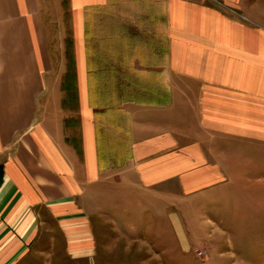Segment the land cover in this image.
Segmentation results:
<instances>
[{
    "label": "crops",
    "instance_id": "crops-1",
    "mask_svg": "<svg viewBox=\"0 0 264 264\" xmlns=\"http://www.w3.org/2000/svg\"><path fill=\"white\" fill-rule=\"evenodd\" d=\"M219 1L249 22L198 0H0V264H32L59 240L96 256L107 203L127 230L160 242L167 224L172 238L118 264H182L204 238L232 251L229 224L264 192V6ZM123 184L173 191L168 215L119 205Z\"/></svg>",
    "mask_w": 264,
    "mask_h": 264
},
{
    "label": "rangeland",
    "instance_id": "rangeland-1",
    "mask_svg": "<svg viewBox=\"0 0 264 264\" xmlns=\"http://www.w3.org/2000/svg\"><path fill=\"white\" fill-rule=\"evenodd\" d=\"M121 1V0H119ZM205 4H210L216 6L220 9L225 15L230 16L232 18L245 20L249 22L250 17L242 16L237 8L227 7L223 5L219 0H198ZM261 4L264 6V0H261ZM114 8H121V4L117 3V5H113ZM151 7V6H149ZM65 10V18H64V25H65V35L67 44H69V56L71 57V63H73V52H72V43H73V32H72V20H71V12L68 7L64 8ZM91 19L95 20V16L93 13L91 14ZM260 20L262 29L264 30V16L257 17ZM147 34V33H145ZM262 152V157L260 159V165L262 172H264V142L260 145V150ZM243 159V158H242ZM241 159V160H242ZM232 160V159H231ZM239 160V161H241ZM234 161V160H232ZM235 162V161H234ZM250 161L247 159L245 163L239 164L240 167L245 169L252 168L253 165H248ZM236 163V162H235ZM249 181L247 177L248 183H253L254 177H251ZM261 181L264 184V177H261ZM170 188H173L174 182L170 183ZM122 188L117 191V193L113 194L112 200L118 202L119 205H125V200H133L138 201L139 204L143 201L145 204H149L151 210H156L160 208L158 211L163 212L165 211V215H168V208L166 203L171 201L173 202V191H166V193H156L152 190L149 192V195H146V192H141L140 190L133 189L130 192L127 191L125 188L127 187L126 184L121 186ZM133 187V186H129ZM257 192V201L255 207H252L251 210L242 209V214L240 217L235 219L230 225L231 231L233 233V243L234 247L232 248L231 252L225 253L223 257L218 255L220 250L219 244L224 251H228L227 248V240L221 239L223 242L213 244L214 241H211V238L202 239V243L194 242L192 247L188 250L186 249L188 254H182L181 260L182 264H209L210 258H214V264H264V192L261 193V190L258 189ZM109 199V197H108ZM152 207H155L152 209ZM167 208V209H166ZM118 209L114 208V206H110L108 203L102 207L101 213L102 216H95V222L99 225L100 228V236L99 245H98V254L96 256H88L85 258L82 257H73L66 255L62 248V245L59 240V246L54 249L53 254L50 255L40 254L37 256L36 261H32V264H118L120 259H124L125 257H116V253L125 249H129L127 247L131 246L133 251L136 254V260L142 261V252L147 251L148 249H154L157 252H161V250L165 247L167 249H171L172 245V238L170 237V232H168L167 226L165 230V239L160 240L151 239L150 241L145 238V231L146 228H142L139 225V228L134 231L127 230V226L125 224V211L126 209L123 207L121 210L124 213L123 222L119 223V218L117 217L115 211ZM120 210V209H119ZM184 210L188 211L189 208H184ZM120 213V212H118ZM121 214V213H120ZM138 217V216H137ZM55 228V225H54ZM225 235V234H224ZM218 241V240H217ZM216 241V242H217ZM226 241V242H225ZM45 241H39V247L44 245ZM132 243V244H131ZM150 243V244H149ZM161 243V244H160ZM174 243V242H173ZM207 245L210 246L211 250H213V254L207 257ZM216 246L218 248L216 249ZM227 248V249H226ZM215 251V252H214ZM235 251V252H234ZM151 253V252H150ZM151 255H153L151 253ZM157 259L158 256L156 255ZM172 257V256H171ZM155 259V258H154ZM161 259H169L167 257H161ZM93 260V262L91 261ZM151 260V256H150ZM153 262L152 264H154ZM159 263V262H158Z\"/></svg>",
    "mask_w": 264,
    "mask_h": 264
}]
</instances>
